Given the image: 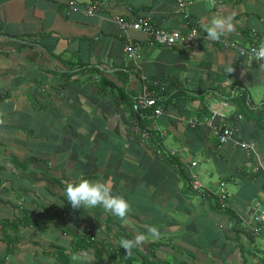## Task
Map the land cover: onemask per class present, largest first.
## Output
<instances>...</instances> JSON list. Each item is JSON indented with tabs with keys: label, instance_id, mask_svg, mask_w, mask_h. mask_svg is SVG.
I'll use <instances>...</instances> for the list:
<instances>
[{
	"label": "crops",
	"instance_id": "crops-1",
	"mask_svg": "<svg viewBox=\"0 0 264 264\" xmlns=\"http://www.w3.org/2000/svg\"><path fill=\"white\" fill-rule=\"evenodd\" d=\"M87 1L0 0V264H74L75 253L86 264H264V224L252 237L237 217L264 206V61L247 54L264 42V0H186L183 11L175 0H102L91 15ZM146 15L182 35L230 15L234 30L164 46L118 23ZM141 75L183 91L149 122L160 151L128 127ZM195 115L206 118L191 128ZM214 126L231 139L220 143ZM235 140H253L254 153ZM193 159L200 192L187 185ZM80 178L107 182L131 205L127 218L73 209L62 189ZM221 179L224 209L203 192ZM137 233L147 242L126 254L120 239Z\"/></svg>",
	"mask_w": 264,
	"mask_h": 264
},
{
	"label": "built area",
	"instance_id": "built-area-1",
	"mask_svg": "<svg viewBox=\"0 0 264 264\" xmlns=\"http://www.w3.org/2000/svg\"><path fill=\"white\" fill-rule=\"evenodd\" d=\"M175 1L179 9L183 11L185 9L186 0ZM101 4L102 0H88L84 5L85 12L89 15L94 14L101 6ZM118 23L121 27L129 26L133 29L144 31L148 35L149 39L158 45L170 46L179 41L181 38L188 43L195 42V40L204 37L207 38V35H205L195 27L190 28L186 33H184V35H182L178 31H170L157 27L155 24H153V22H151L149 15L139 16L132 20L118 19ZM256 38L258 40V37ZM258 47L259 44L251 45L247 49L248 56L254 58L251 50ZM123 50L129 57H139V46L132 41H127L123 47ZM141 78L143 79L141 89L131 98V109L134 113L133 116H130L129 118L128 127L132 136L148 140L157 151H160L161 148L159 147V144L161 142V138H155V136L152 135L150 123L142 125V121L144 119H147L150 122V120L155 119L157 116L164 112L163 104L159 103L161 96L158 94L157 89L155 88L157 85H160L161 82L157 79H146L142 75ZM142 109L146 110V112H141ZM204 118L206 117L202 118L195 115L186 120V123L189 127L194 128L197 125L201 124ZM213 129V133L216 135L220 143L227 142L231 139L232 129L230 127L214 126ZM159 136L162 137V135ZM234 142L237 146L244 149L247 156L252 155L255 151L256 144L253 140H235ZM171 152L174 153V150H171ZM197 163L198 161L196 159H193L190 161V163H188L189 167L192 169H190L191 171H188V181L191 189L193 190H199L202 187L201 181L199 179V174L195 170ZM213 194L215 196V200L219 206V209H224L226 197L228 194L225 188L224 180H221L219 182V189L216 190ZM237 217L240 220L242 229L245 233L249 234L252 237L260 236L264 224V206L260 205L259 201H254L251 204L246 215L239 213Z\"/></svg>",
	"mask_w": 264,
	"mask_h": 264
},
{
	"label": "clouds",
	"instance_id": "clouds-1",
	"mask_svg": "<svg viewBox=\"0 0 264 264\" xmlns=\"http://www.w3.org/2000/svg\"><path fill=\"white\" fill-rule=\"evenodd\" d=\"M232 16H217L211 19L205 26L207 38L211 41H219L222 36L234 30ZM252 54L257 61H264V42H260L258 48H253ZM264 69V63L259 65ZM227 73H232L234 68L229 65L225 68ZM62 194L66 197V201L73 209H86L101 207L106 213L125 220L131 211V205L121 195L113 194L112 189L105 181H91L80 178L75 182H69L62 189ZM147 233L153 238L160 235L158 227L154 225L147 226ZM147 242V238L143 233H137L134 239L121 238L119 247L123 248L126 254H130L131 249L142 246ZM74 264H86V253H75L71 256Z\"/></svg>",
	"mask_w": 264,
	"mask_h": 264
},
{
	"label": "trees",
	"instance_id": "trees-1",
	"mask_svg": "<svg viewBox=\"0 0 264 264\" xmlns=\"http://www.w3.org/2000/svg\"><path fill=\"white\" fill-rule=\"evenodd\" d=\"M162 83V82H161ZM156 89H157V92H158V94H160V95H165V97L164 96H162L161 97V99H160V104H163V107H164V105H165V103L166 102H168L169 100H172V99H175V98H177V97H180L181 95H182V89H181V87H179L178 88V86L177 85H175V84H169L168 86L167 85H163V86H159V85H157L156 87H155ZM117 94L116 95H118L119 97H123V91H121L120 89H118V92H116ZM126 97V96H125ZM165 98V99H164ZM242 98H243V93H239L238 95H236L235 96V98L234 99H241L242 100ZM235 101V100H234ZM235 102H237V101H235ZM238 104H240L241 103V101H239V102H237ZM130 110H131V112H130V116H133V111H132V109H131V103H130ZM146 112V110H144V109H142L141 110V112ZM146 125V124H149V121L147 120V119H144L143 121H142V125ZM152 135L153 136H155V138H162L161 136H159V134H154L153 132H152ZM156 139V140H157ZM155 151H156V149L155 148H153ZM171 158V159H170ZM169 160H172V157H169ZM188 179V178H187ZM186 179V180H187ZM221 180H223V179H221ZM221 180H219V182L221 181ZM219 182H218V184H217V188L215 189V190H205V191H203L204 193H207V195L208 196H211V197H213L214 196V194L213 193H215V191L216 190H218L219 189ZM225 182V181H224ZM187 185H188V188L190 189V190H192L193 192H200V191H202L204 188H203V185H202V187L199 189V190H193V189H191V187H190V184H189V181L187 180ZM214 199H215V196H214ZM226 210H224V212H225Z\"/></svg>",
	"mask_w": 264,
	"mask_h": 264
}]
</instances>
